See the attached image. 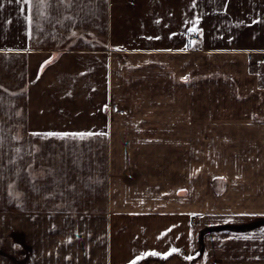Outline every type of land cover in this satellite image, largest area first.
<instances>
[{
  "label": "crops",
  "instance_id": "0c3cea01",
  "mask_svg": "<svg viewBox=\"0 0 264 264\" xmlns=\"http://www.w3.org/2000/svg\"><path fill=\"white\" fill-rule=\"evenodd\" d=\"M263 58L264 0H0L26 264H264Z\"/></svg>",
  "mask_w": 264,
  "mask_h": 264
},
{
  "label": "rangeland",
  "instance_id": "374dc122",
  "mask_svg": "<svg viewBox=\"0 0 264 264\" xmlns=\"http://www.w3.org/2000/svg\"><path fill=\"white\" fill-rule=\"evenodd\" d=\"M21 244L22 236L15 234V220L0 219V264H26L31 248L23 243L24 251H17V245L21 247Z\"/></svg>",
  "mask_w": 264,
  "mask_h": 264
},
{
  "label": "snow or ice",
  "instance_id": "6c2138e0",
  "mask_svg": "<svg viewBox=\"0 0 264 264\" xmlns=\"http://www.w3.org/2000/svg\"><path fill=\"white\" fill-rule=\"evenodd\" d=\"M49 135H59V134L49 133ZM71 135L79 136L80 138H84L87 135H91V133H78V134H71ZM173 251H175V249ZM150 255H159V254L158 253H150ZM169 255H171V253H169Z\"/></svg>",
  "mask_w": 264,
  "mask_h": 264
},
{
  "label": "built area",
  "instance_id": "2783aa9c",
  "mask_svg": "<svg viewBox=\"0 0 264 264\" xmlns=\"http://www.w3.org/2000/svg\"><path fill=\"white\" fill-rule=\"evenodd\" d=\"M195 39H197V38H195ZM249 59L253 60V55H249ZM263 61H264V58H263ZM193 221H196V220L194 219Z\"/></svg>",
  "mask_w": 264,
  "mask_h": 264
}]
</instances>
